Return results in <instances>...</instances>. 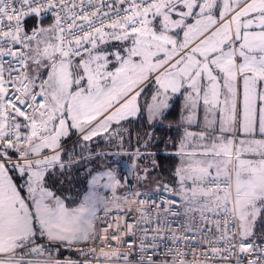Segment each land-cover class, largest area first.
I'll return each instance as SVG.
<instances>
[{"label": "snow or ice", "instance_id": "6c2138e0", "mask_svg": "<svg viewBox=\"0 0 264 264\" xmlns=\"http://www.w3.org/2000/svg\"><path fill=\"white\" fill-rule=\"evenodd\" d=\"M117 3L128 6L116 9V19L107 25L112 31L105 32L103 21L95 27L90 18L96 13H73L67 23L69 18L60 15L69 7L67 0H0V56L17 57L11 48L5 49L9 44L34 53L20 52L25 71L15 70V77L9 66L5 78L0 64V264H33L25 257L45 251L44 243H38L42 237L67 248L99 238L95 211L86 206L87 200L67 209L44 187L45 174L58 168L70 175L88 141L107 132L113 122L140 112L137 96L152 84L157 87L147 106L149 121L164 115L169 105L160 97L167 98L169 91L183 90L189 123L198 122V110H203L207 131L200 135L212 136L213 143L189 155L212 158L198 161V179H210L215 191L201 193L213 196L215 209L226 214L223 229L217 223L221 234L216 241L225 246L212 247L211 252L213 257L228 253V259L232 249H238L236 264H242L239 254L259 247L249 242L258 218L264 225V0ZM49 16L53 22L43 27V18ZM77 19L89 30L77 25ZM105 37L120 43L98 50V40L103 43ZM29 60L35 65L31 71ZM41 69H51L46 79ZM144 171L146 178L147 168ZM10 172H18L23 183H15ZM184 178L180 175L181 183ZM230 222L236 230L229 234ZM111 227L104 228L103 242L111 248L114 240L117 247L111 252L101 248L104 257L122 258L124 264H202L186 262L170 247L161 251L160 229L148 241L147 230L137 240L128 238L136 237L132 225L116 223L109 233ZM169 238L174 240L175 234ZM78 251L84 260L49 259L46 264H90L88 253ZM89 252L95 254L96 249ZM209 259L205 253L204 260Z\"/></svg>", "mask_w": 264, "mask_h": 264}, {"label": "built area", "instance_id": "2783aa9c", "mask_svg": "<svg viewBox=\"0 0 264 264\" xmlns=\"http://www.w3.org/2000/svg\"><path fill=\"white\" fill-rule=\"evenodd\" d=\"M67 3L69 7L60 13L61 16L69 18L67 23L72 22L73 13L79 16L96 13L95 16H90V18L95 27H100V22L103 21L105 32L112 31L107 25L116 19V9L128 6L127 4L119 5L117 0H67ZM109 5H112V7L110 8ZM16 6L19 5L17 4ZM98 9L99 11H97ZM120 14L124 15L123 12ZM44 18H50V16ZM76 23L77 25L83 24L84 28L89 30L87 23L80 19H77ZM63 24L64 21H62ZM26 30L30 31V28ZM77 34L83 35L80 32ZM88 46L90 47V45ZM7 48H11L12 51L16 52L17 57L0 56V64L5 68V78L8 76L7 70L9 66L14 70L12 75L15 77L18 75L15 70L18 69L19 72L25 71L24 66L20 63L22 57L19 54L24 52L29 55L28 49L21 44L5 45L6 50ZM29 64L30 60L28 61ZM9 88H11L10 85ZM204 184L209 190L215 191V185L210 182V179H204ZM137 193L139 195H132L125 203L115 201V196L111 193L105 195L104 200H108L97 208L94 219L96 231L100 234L98 239L89 241L86 244H77L73 248H67L65 246H57L54 242L50 243L46 237H42L38 243H44L45 251L40 254L29 253L25 258L38 260L54 259L61 262L65 260L81 261L85 259V256L78 249L82 248L85 253H88L87 260L90 264H124L122 258L100 255L101 248L105 252H111L116 249V241L111 240L110 237L111 248L103 242V230L108 225H112L113 227L108 228L109 233H111L116 223H119L122 227L129 224L133 226L136 237H128L129 239L138 240L139 238H144V230H147V240L151 241L156 235L155 230L160 229V236H157V241L160 242V250L163 251L166 247L178 250L183 254L180 258L186 262H191L195 259L201 261L202 264H236L238 249H232L233 255L228 259H224V257L228 256V253H221L213 257L211 252L212 247L223 248L225 246L224 241H220L218 244L216 241L221 234L217 230V223L223 229L226 214L215 209L213 196L196 195L182 198L176 194L175 186L169 182L162 183L154 190H141ZM140 201H143V203L141 204ZM228 229L229 234L236 230L232 222L228 224ZM173 233L175 234L174 240L169 238L173 236ZM249 242H254L259 247L254 252L239 254L242 264H248L249 260H255L257 264H264V252L259 250L264 248V239L254 237L250 238ZM91 248L96 249L95 254L89 252ZM205 253L211 259L204 260ZM169 258L172 259L173 257Z\"/></svg>", "mask_w": 264, "mask_h": 264}, {"label": "trees", "instance_id": "16d2710c", "mask_svg": "<svg viewBox=\"0 0 264 264\" xmlns=\"http://www.w3.org/2000/svg\"><path fill=\"white\" fill-rule=\"evenodd\" d=\"M43 22L52 23L53 21L50 17L44 18ZM27 25L31 28L33 20L29 19ZM181 120V97L176 96L169 109L154 124L150 123L143 114L135 119L115 123L112 129L87 142L88 149L83 152V158L79 160V163L73 166L70 175H62L58 168L50 169L45 174L44 187L50 189L55 196L64 199L68 205H80L88 189L92 187V177L99 169L98 161L102 157L118 151V157H125L122 153H127L126 157L130 160L137 155V150L140 152L139 160L144 166L152 164L153 160L156 162L150 171V178L156 177V180H160V184L165 182L174 184L176 166L178 160L181 159V155L177 156L174 150L180 148L179 144L184 136L185 123ZM77 152H80L79 147H77ZM10 173L15 183H23L18 172ZM157 187L158 185L149 190ZM141 189L145 190L147 187ZM262 232H264V225L256 228L251 238L264 239Z\"/></svg>", "mask_w": 264, "mask_h": 264}, {"label": "rangeland", "instance_id": "374dc122", "mask_svg": "<svg viewBox=\"0 0 264 264\" xmlns=\"http://www.w3.org/2000/svg\"><path fill=\"white\" fill-rule=\"evenodd\" d=\"M194 22V21H191ZM51 23L49 22H43L42 26L43 27H48ZM183 36L182 33L180 35V37L178 39L182 40ZM120 42L118 41H112V40H108L105 38V41L103 43H101L98 40V50L99 49H113L114 46L118 45ZM34 47V45H33ZM29 49V55H33L34 53L31 52V49ZM86 55V54H85ZM111 68V66H109ZM35 65L32 64V62H30L29 64V71H31V69H34ZM51 71V69H41V72L44 74L43 78L46 79L47 78V72ZM37 84H39V80H37ZM156 85L152 84L150 85V87L148 86L147 89L145 90V88L143 90L140 91L139 96H137V106L140 108V112H138L135 116H131L128 117L125 120H130V119H135L138 118L139 115L143 114L148 118V112H147V106L153 103V96L156 95ZM37 91H39V89H36ZM173 93L171 91H169L167 98L161 96L160 99H166V103L170 104L173 102L174 98H172ZM177 96V95H176ZM169 109V107L167 109L164 110V113ZM203 113V111H202ZM161 116L156 117L155 119L151 120L150 123L154 124L157 120L160 119ZM203 117V116H202ZM200 117V118H202ZM149 120V119H148ZM201 120V119H200ZM123 121V120H122ZM203 122V119H202ZM116 122H113V124L111 125V127L108 129H112V127L114 126ZM203 126V125H201ZM199 128V127H198ZM198 128H190L189 130H194V129H198ZM188 130V129H187ZM200 130L198 132V138L197 141L199 143H205V146L203 145L198 146V147H193V148H183L184 150V154H182L181 159L178 160L177 166H176V170H175V182H174V186L176 188V194L182 198H186L187 195L188 196H194L193 195V191L196 192V195L201 196V190L203 191H209V189L207 188V186L205 184H203V180L202 182L199 183L198 187V182L199 179H196L197 176H200V172H199V166H198V161L201 160H211V157H204L201 155H189V153H200L202 152L205 148H211V146L209 147L208 145H212L213 143V137L209 136L207 139H202L201 138V133L202 132H206L207 130L205 128H201L198 129ZM104 133V132H102ZM101 133V134H102ZM191 134H194V132H190ZM189 137V136H188ZM194 137H191V139H193ZM259 138V137H257ZM181 148H177L174 150V152L177 154H180ZM115 153V154H114ZM114 153H110L107 156H105L104 158L102 157L99 161H98V165H99V169L94 173L93 177H92V181H91V186L85 196L86 200H90L87 201V204H96V208L95 210H97L98 207H100L101 205H103L104 203L107 202L108 199L104 200V197L107 193H111L115 196V201L117 202H122L125 203L127 202L130 197L135 194L137 192V190H142L141 188L143 187H147V189H151L154 188L156 185L160 186L162 184H160V180H156V177H151L150 178V171L152 169V166L154 167L153 164L144 166L140 160L138 155H135L132 157V159H128L126 157L127 153H122L125 157L123 156H117L118 151L114 152ZM186 154V155H185ZM121 155V154H120ZM181 155V154H180ZM244 159H249L251 158L248 155H245L243 157ZM192 159H196L197 162H191ZM196 165V166H194ZM147 168V176L145 178V171L144 169ZM178 169H183L184 171H182L180 173V175H183L185 178L183 180V183H181L180 180V175L177 174V170ZM215 169L212 170V175H215ZM139 177V179H138ZM222 178V177H221ZM119 181V183L117 184L116 182ZM160 184V185H159ZM97 189V191L95 190ZM145 189V190H147ZM95 194L100 197V200H94L97 199ZM104 194V196H103ZM195 195V196H196ZM96 213V211H95ZM95 219V218H94ZM262 224L260 223V219L258 218L257 220V225L256 228H258L259 226H261ZM256 232V229L255 231Z\"/></svg>", "mask_w": 264, "mask_h": 264}, {"label": "crops", "instance_id": "0c3cea01", "mask_svg": "<svg viewBox=\"0 0 264 264\" xmlns=\"http://www.w3.org/2000/svg\"><path fill=\"white\" fill-rule=\"evenodd\" d=\"M106 39H108L107 37H105ZM109 40V39H108ZM183 93V90H181V93H173V95H172V98H174L175 99V97H176V95L177 96H180L181 97V111H182V120H181V122H183V123H185V125H184V136L182 137V140H181V142H180V144H179V147L180 148H182V146H183V148H193V147H198V146H205V143H199L198 141H197V138H198V132L200 131V130H198V129H201V128H204V126H201V125H203V122H202V118H200V117H202L203 116V113H202V108L201 109H199L198 110V116H199V120H198V122H193V123H189L188 122V120L186 119V117H187V115H189V113H187V112H185L184 111V108H183V105H184V94H182ZM172 104V103H171ZM170 104V105H171ZM169 105V104H168ZM201 119V120H200ZM197 126V130L196 129H194V130H189V127L190 128H194V127H196ZM188 129V130H187ZM190 132H194V134H192L191 136H187L186 135V133H190ZM191 137H194L193 139H191ZM209 147L211 146V145H208ZM180 152V154H181V156H182V154H184L185 152H184V150H183V153H181V150L179 151ZM186 155V154H185ZM207 160H209V159H207ZM191 162H197V160L196 159H192L191 160ZM194 166H196V165H194ZM9 175H11V173H9ZM213 176H215V175H213ZM198 177L199 176H197L196 177V179H198ZM15 182V181H14ZM200 182H202L201 180H199V182H198V187H201V186H199V183ZM48 191H50V192H52L50 189H48V188H46ZM89 190V189H88ZM96 191H97V189H95ZM214 192V191H213ZM53 193V192H52ZM87 194V193H86ZM55 196V195H54ZM95 196H96V198L97 199H94L95 201L96 200H100V197H98L96 194H95ZM55 197H57V198H59L60 200H62L63 201V203H64V206L67 208V209H69V210H72V209H76V208H79L80 206H81V204L80 205H77V206H70V205H68L67 203H66V201L64 200V199H62V198H60V197H58V196H55ZM86 200V198L84 199V201ZM83 201V202H84ZM87 201H90V200H87ZM82 202V203H83ZM90 210H94V211H96L95 210V208H96V204L94 203V204H87L86 205ZM93 223H94V219H93ZM29 260H31L32 262H33V264H46V262L48 261V260H38V259H29Z\"/></svg>", "mask_w": 264, "mask_h": 264}]
</instances>
